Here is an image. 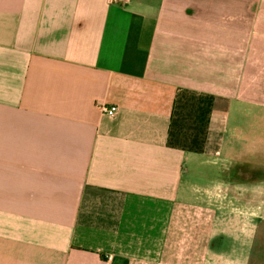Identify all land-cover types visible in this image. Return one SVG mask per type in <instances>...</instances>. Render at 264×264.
Listing matches in <instances>:
<instances>
[{
	"label": "crops",
	"instance_id": "1",
	"mask_svg": "<svg viewBox=\"0 0 264 264\" xmlns=\"http://www.w3.org/2000/svg\"><path fill=\"white\" fill-rule=\"evenodd\" d=\"M260 111L264 0H0V264H246L264 179L197 167Z\"/></svg>",
	"mask_w": 264,
	"mask_h": 264
},
{
	"label": "rangeland",
	"instance_id": "2",
	"mask_svg": "<svg viewBox=\"0 0 264 264\" xmlns=\"http://www.w3.org/2000/svg\"><path fill=\"white\" fill-rule=\"evenodd\" d=\"M251 115L245 113L240 117H234V115L229 117L224 144L227 147L233 145L234 149L228 150L225 146L222 156L223 159H226L225 162L219 160L216 164H213L209 160V163H203L197 168L209 171L210 177L219 179L237 177L241 182H245L248 178L264 179V111H260L256 116ZM237 125L240 127H237ZM251 125L255 126L253 130H251ZM250 163H255L256 166L248 165ZM187 168L193 172L196 167L187 164ZM229 216L228 223L231 233L235 232L236 236L237 234L240 236L239 239L235 238L236 243L245 241L246 244H250L251 242L249 262L246 264H264V213L259 215L261 222L256 223L255 230L250 223L252 220L248 218L251 215H248V213H245V215L230 213ZM218 227L220 228V226ZM238 252L239 250L236 247H231V250L227 253L229 259L235 262L238 259Z\"/></svg>",
	"mask_w": 264,
	"mask_h": 264
},
{
	"label": "built area",
	"instance_id": "3",
	"mask_svg": "<svg viewBox=\"0 0 264 264\" xmlns=\"http://www.w3.org/2000/svg\"><path fill=\"white\" fill-rule=\"evenodd\" d=\"M109 2H113V3H125L127 2V0H109ZM101 109L103 110V112H105L108 115H113L116 111V106H105V105H101Z\"/></svg>",
	"mask_w": 264,
	"mask_h": 264
}]
</instances>
